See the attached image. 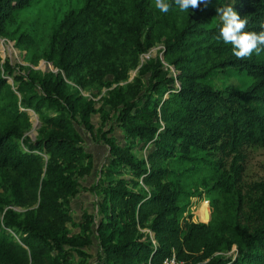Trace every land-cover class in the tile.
Masks as SVG:
<instances>
[{"label":"trees","instance_id":"obj_1","mask_svg":"<svg viewBox=\"0 0 264 264\" xmlns=\"http://www.w3.org/2000/svg\"><path fill=\"white\" fill-rule=\"evenodd\" d=\"M37 1L0 0L1 39L16 16ZM148 1L133 0L136 32L107 10L103 14L121 33L134 36L132 50L119 49L110 65L92 43L90 16L98 0H85L79 12L65 14L52 30L44 58L56 73L26 80L7 62L0 65V116L5 119L0 172L7 176L9 191V199L0 196V264H69L73 256L82 258L80 264H90L89 259L96 264H162L171 254L184 264H264L263 182L254 187L259 196L252 231L224 215L208 224L184 217L191 194L179 184L180 178L190 179L207 166L223 170L218 156L224 153L264 146V45L258 55L237 59L233 46L219 38L221 23L209 26L203 4L186 11L181 27L172 24L154 35ZM232 7L248 21L245 31H264V0H233ZM9 37L19 47L31 42L18 29ZM156 42L163 45L162 56L143 64L131 83L101 97L110 125L95 130L94 101L83 93L109 86L107 77L124 82L139 56ZM165 64L174 68V76ZM229 69L251 84L242 91H214L206 85L214 72ZM1 71L17 82L16 91ZM27 109L39 120L34 140L23 137L31 127ZM77 128L107 149L103 179L87 187L82 182L91 175L93 157ZM135 150L145 156L139 158ZM241 171L236 168L213 189L240 186ZM81 192L98 197L97 211L84 214L78 232L72 233L70 202ZM241 203L239 196L237 206ZM11 204L25 211L16 213ZM90 249L94 256L85 253Z\"/></svg>","mask_w":264,"mask_h":264},{"label":"rangeland","instance_id":"obj_2","mask_svg":"<svg viewBox=\"0 0 264 264\" xmlns=\"http://www.w3.org/2000/svg\"><path fill=\"white\" fill-rule=\"evenodd\" d=\"M232 1L210 0L207 6L203 5V12L209 13L206 21L210 27L216 23H221L222 25L216 9L232 6ZM168 3L172 7L167 14H164L156 9L155 0L148 1L149 27L154 31V35H158L160 31H168L169 26L172 24L176 28L181 27L183 24L186 12L180 11L178 6L175 5L174 0H168ZM84 4L85 0H38L32 7L20 12L11 24L7 26V35L4 36V39L0 38V65L7 62L13 68L16 76H24L26 80H28L27 76L56 73L52 64L44 58L51 32L61 22L65 14L71 11L75 13L79 12ZM106 10L115 17L114 20L122 21L133 32L139 29V20L133 9V0H98L95 12L90 16L94 22V38L92 43L98 47V54L105 58L108 65H110L114 61L116 52L119 49L125 47L129 51L132 50L134 36L130 31L121 33L114 21L104 19L103 14ZM15 29L23 31L29 36L31 40L30 45L25 44L19 47L16 44V40L10 39L9 36H12ZM110 32L114 35L111 36ZM162 48V43L156 42L146 53L140 55L137 67L128 72L124 82L117 84L112 81L111 77H107L109 86L103 87L100 91L83 93L85 97L94 101L95 112L92 114L91 120L95 130L107 129L110 125L104 119L108 108L101 107V97L108 96L109 92L118 85L131 83L138 75V70L143 64L162 56ZM165 67L169 70V75H175L173 67L166 64ZM1 74H3V71H1ZM4 77L7 80V85L13 91H16L17 82L12 77L5 75ZM205 83L214 91H224L228 88L242 91L251 84L245 75L239 74L238 71L232 69H229L228 72H214ZM5 102H7V99H5ZM18 104H20L19 96ZM26 111L30 118L31 127L23 133V137L34 140L38 137L40 126L38 116L32 110L27 109ZM4 122L5 119L0 116V125H3ZM77 129L82 136L85 149L93 157L91 175L82 182V185L87 187L92 185L93 182L103 179L100 170L107 165V149L97 138L90 136L82 128ZM116 137L121 140L120 135H116ZM135 151L139 158L145 156V151ZM218 158H221L223 170L215 172L213 166H207L198 175L190 179L180 178L179 184L182 185L184 191L191 194V197L185 203L183 216L189 217L195 223L208 224L215 217L224 215L231 220L240 222L249 231H252L256 227L254 200L259 196L258 191L254 187L258 183H264V146H247L236 154L234 152L229 154L224 153L218 156ZM238 167L242 168V184L240 186L236 185L230 191L213 189L218 180L229 178V174L234 175V171ZM0 196H5L9 199L8 180L6 174L3 172H0ZM239 196L242 201L241 207L237 206ZM97 201L98 197L90 192H81L71 199L70 216L72 220L68 224V227L72 233L78 232L77 224L84 214H96ZM9 208L20 214L25 211L23 208L12 204L9 205ZM3 209L6 208L3 207ZM202 210L205 217L201 215ZM85 253L94 256L95 249H90L85 251ZM80 262H82L81 257L73 256L69 264H80ZM88 262L96 264L93 259H89Z\"/></svg>","mask_w":264,"mask_h":264},{"label":"clouds","instance_id":"obj_3","mask_svg":"<svg viewBox=\"0 0 264 264\" xmlns=\"http://www.w3.org/2000/svg\"><path fill=\"white\" fill-rule=\"evenodd\" d=\"M180 11L186 12L189 9H198L201 4L207 6L210 0H174ZM155 7L161 13L167 14L172 7L168 0H155ZM219 14L222 26L219 29V38L224 44L233 46V54L237 59L250 58L253 53L259 54L261 45H264V31H245L248 21L233 9L232 6L216 9Z\"/></svg>","mask_w":264,"mask_h":264},{"label":"built area","instance_id":"obj_4","mask_svg":"<svg viewBox=\"0 0 264 264\" xmlns=\"http://www.w3.org/2000/svg\"><path fill=\"white\" fill-rule=\"evenodd\" d=\"M162 264H184L183 262H180L177 260L174 254H171L168 258H166Z\"/></svg>","mask_w":264,"mask_h":264}]
</instances>
